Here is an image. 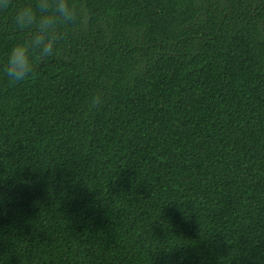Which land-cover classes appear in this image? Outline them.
<instances>
[{
	"label": "trees",
	"instance_id": "16d2710c",
	"mask_svg": "<svg viewBox=\"0 0 264 264\" xmlns=\"http://www.w3.org/2000/svg\"><path fill=\"white\" fill-rule=\"evenodd\" d=\"M76 2L15 86L0 14V264H264V0Z\"/></svg>",
	"mask_w": 264,
	"mask_h": 264
},
{
	"label": "clouds",
	"instance_id": "9594fccd",
	"mask_svg": "<svg viewBox=\"0 0 264 264\" xmlns=\"http://www.w3.org/2000/svg\"><path fill=\"white\" fill-rule=\"evenodd\" d=\"M13 10L12 22L26 37L10 49L4 73L10 85L26 82L34 77L38 63L54 57L65 39V29L74 25L81 15L76 0H31L15 6L14 0H0V14ZM102 94L93 96L90 108L102 106Z\"/></svg>",
	"mask_w": 264,
	"mask_h": 264
}]
</instances>
